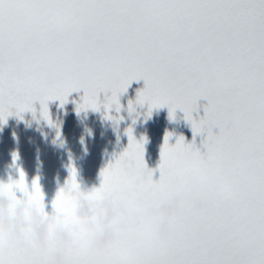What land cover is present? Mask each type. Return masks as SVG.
Wrapping results in <instances>:
<instances>
[{
  "label": "snow or ice",
  "instance_id": "1",
  "mask_svg": "<svg viewBox=\"0 0 264 264\" xmlns=\"http://www.w3.org/2000/svg\"><path fill=\"white\" fill-rule=\"evenodd\" d=\"M134 81L143 87L128 100L132 124L137 106H146L145 120L166 106L169 120L183 113L193 138L170 142L166 131L153 168L147 137L137 139L129 125L126 147L87 192L70 163L50 201L65 225L77 222L79 197H110L126 215L104 252L90 248L104 225L79 230L65 264H264V0H0V124L26 112L37 119L39 102V118L59 138L49 102L62 107L82 91L77 114L103 108L118 125L120 97ZM17 170L18 178L0 180V191L46 214L39 177L29 186ZM177 195L184 199L161 236L163 217L151 209ZM23 241L8 246L0 234V264H54L53 243L42 251L28 231Z\"/></svg>",
  "mask_w": 264,
  "mask_h": 264
},
{
  "label": "clouds",
  "instance_id": "2",
  "mask_svg": "<svg viewBox=\"0 0 264 264\" xmlns=\"http://www.w3.org/2000/svg\"><path fill=\"white\" fill-rule=\"evenodd\" d=\"M184 197L177 195L173 197L167 203L159 204L152 208L154 212H158L162 215L163 219L160 225L159 234L161 236L167 235L170 231V221L176 212L179 210V205ZM193 206L196 208H202L203 204L199 200H194ZM8 198L6 196L0 195V229L5 230L7 233L8 246H18L22 245L24 241L20 238L19 228L22 225H27V221L20 218L19 214L13 220V218L6 215H2L3 212L7 210ZM19 211V210H18ZM92 214V209L87 203L81 205L77 212V215L83 221V227L87 229H93L95 224L88 219ZM126 215V211L124 216ZM32 220L36 221L39 219V213L35 207L31 209ZM115 216V211L109 206V211L107 216H101L99 222L105 225V229L102 234H98L90 243V248L96 252L107 251L108 245L116 239L115 229L122 227L124 225V216L117 219L115 223H111L113 217ZM54 217L49 215L36 227L35 243L43 251L47 248L49 243L47 226L54 223ZM79 227V225L75 226ZM56 243V249L53 253V259L55 264H65L68 259L69 252H75L79 244L74 242L73 237L64 229L57 227L52 238Z\"/></svg>",
  "mask_w": 264,
  "mask_h": 264
}]
</instances>
